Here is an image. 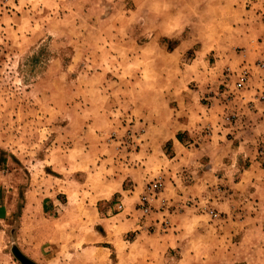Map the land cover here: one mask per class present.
<instances>
[{
  "label": "rangeland",
  "instance_id": "374dc122",
  "mask_svg": "<svg viewBox=\"0 0 264 264\" xmlns=\"http://www.w3.org/2000/svg\"><path fill=\"white\" fill-rule=\"evenodd\" d=\"M251 167L264 0H0V264L41 250L27 196L104 220L105 264H264V189L231 187Z\"/></svg>",
  "mask_w": 264,
  "mask_h": 264
},
{
  "label": "crops",
  "instance_id": "0c3cea01",
  "mask_svg": "<svg viewBox=\"0 0 264 264\" xmlns=\"http://www.w3.org/2000/svg\"><path fill=\"white\" fill-rule=\"evenodd\" d=\"M175 140L178 141L177 139ZM259 175H263V177L259 178ZM246 176H248L250 184H244ZM240 178V181H236L232 184L231 187H234L233 189L240 191L244 190V187L252 185L255 187L253 191L257 189L256 194H258L260 190L264 189V169L259 171L258 168L251 167L246 170ZM197 185L198 184L192 186L191 189L195 188ZM0 195L2 196L1 190ZM253 197L254 204L258 205L259 203L256 202L257 197ZM32 203V199L27 196L25 209L23 210L24 214L22 216V225L25 226H23V228L29 229L32 233L31 244L35 243L41 250L35 251L30 246H27L24 253L29 257V259L38 264H56L55 259L59 257L64 246L66 247L67 252L65 255L69 256L70 259L76 256L81 257L80 261L84 263L88 262V264H105L107 260L109 261L108 256H110L111 247L108 244L110 243V241H108L109 237L107 233H105L106 227L104 225V220H97L98 217H95L93 214L91 224H84L79 221L72 222L69 220L71 212L68 211V206L66 205L63 210H59V214L53 216L49 214L48 219L44 216L46 209H38L32 218H28V214L30 212L29 207ZM44 203L39 204L38 207L46 206ZM54 205H56L55 202ZM249 219L251 218L246 217L244 221L240 222V220L237 222L244 223L248 222ZM98 225H103V228ZM217 232V236L223 240L224 236H226L225 233L223 231ZM228 234H230L231 237L234 236L233 233L229 232ZM163 239L168 242V240H171L172 237L167 235L166 238L164 237ZM219 242H221V240ZM171 248L174 247L172 246ZM120 263L121 261H112V264Z\"/></svg>",
  "mask_w": 264,
  "mask_h": 264
},
{
  "label": "water",
  "instance_id": "95a60500",
  "mask_svg": "<svg viewBox=\"0 0 264 264\" xmlns=\"http://www.w3.org/2000/svg\"><path fill=\"white\" fill-rule=\"evenodd\" d=\"M12 253L21 264H36L35 262L28 259L24 254H22V252L17 247L12 249Z\"/></svg>",
  "mask_w": 264,
  "mask_h": 264
},
{
  "label": "built area",
  "instance_id": "2783aa9c",
  "mask_svg": "<svg viewBox=\"0 0 264 264\" xmlns=\"http://www.w3.org/2000/svg\"><path fill=\"white\" fill-rule=\"evenodd\" d=\"M117 208H118V209H122V204H118V205H117Z\"/></svg>",
  "mask_w": 264,
  "mask_h": 264
}]
</instances>
